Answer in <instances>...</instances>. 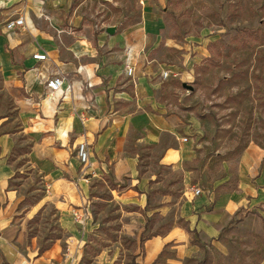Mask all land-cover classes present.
I'll return each mask as SVG.
<instances>
[{
	"label": "rangeland",
	"instance_id": "obj_1",
	"mask_svg": "<svg viewBox=\"0 0 264 264\" xmlns=\"http://www.w3.org/2000/svg\"><path fill=\"white\" fill-rule=\"evenodd\" d=\"M7 1L0 0V58L13 63L16 42L24 57L45 51L53 74L90 70L106 94L104 108L91 104L79 122L88 142L68 151L77 170L67 176L71 188L51 187L27 163L26 136L8 155L21 170L10 184L21 247L36 254L55 246L76 264H264V230L240 226L253 206L227 218L219 207L218 219L210 217L221 193L242 195L241 172L253 157L261 158L256 171L264 169V0ZM20 11L27 27L7 30ZM14 104L12 92L0 90V115H16ZM140 114L148 129L124 122ZM103 115L122 118L110 120L118 154L100 156L102 170L92 174L76 149L88 143L101 167L91 128ZM149 239L164 243L158 249Z\"/></svg>",
	"mask_w": 264,
	"mask_h": 264
},
{
	"label": "crops",
	"instance_id": "obj_2",
	"mask_svg": "<svg viewBox=\"0 0 264 264\" xmlns=\"http://www.w3.org/2000/svg\"><path fill=\"white\" fill-rule=\"evenodd\" d=\"M17 13L24 14L26 25L15 30L26 28L28 22L25 13L22 11ZM20 47L17 46L16 42L13 63L10 62V57L9 61L6 57L0 58V75L2 77L0 90L12 92L15 102L14 108L16 109L14 116L10 117L4 113L0 115V264H76V258L70 252H64L61 255L57 253L55 246L36 254H32L29 250L21 247L22 217L20 210H18L19 200H16V195H14L16 190L10 189L12 180L16 179V172L21 170L16 166V160H8V155L12 148L17 146L18 142H22V138L26 136V141L31 144L30 150L25 153L28 156L27 163L30 162V166L34 170L42 173L46 178L45 182L51 187L65 186L66 189L71 188L70 183L72 181L69 178L76 174L77 170L73 166L72 160L69 159L68 151L71 150V145H74L76 141L86 140L88 142L89 137L86 133L90 131L85 130L84 134L80 133L78 131L79 122L81 119L84 121L85 112H94V108L90 107L91 104L99 111L104 108L105 103L103 101L106 94L95 79L99 77L95 76L93 79L90 70L84 69L83 73L74 70L71 72L73 73L71 74L72 77L67 76V79L60 73L64 78L61 90L56 92L51 99H46L44 97L45 80L49 74H53L49 68L43 65V62L49 58L47 53L36 50L46 53L47 59L35 60L32 58V54L36 51L31 52L30 57H24L17 50ZM37 62L40 64L34 66ZM8 63L12 66L10 67ZM80 73L83 76L82 81H88L87 84L78 81L80 80ZM5 77L7 78L5 79ZM68 80H75L69 86L70 91L66 90V86L69 84ZM72 93L73 95H71ZM122 117L124 118V116ZM113 118L122 119L119 116L103 115L96 119L95 128H91L93 129L91 135L98 156L94 160H98V164L101 165V167L93 166L94 162H92L89 151L90 161L88 165L91 166L90 172L92 174H95L96 170L100 172L102 170L103 163L99 161L100 156L105 155V153L109 155L118 154V137L113 139L110 134L113 129L110 120ZM10 119L13 120L10 121ZM124 122H128L135 128L144 127V129H148L150 126L148 119L143 114L131 116ZM10 123L15 125L12 130H10ZM88 148L90 150L89 146ZM260 164L261 158H252L249 167L241 172L240 179L244 188L242 195L234 196L226 192L221 193L213 201L215 206L210 217L214 214V220L218 219L219 207H221L219 214H224L227 218L230 215H235L242 206H253L254 210H248L242 216L240 226L245 230H264V182H262L264 169L256 171ZM118 165V163H113V167ZM121 166L120 164L119 167ZM248 177L252 179L249 180ZM80 180L83 179L80 178ZM66 189L63 191L65 192ZM148 241L149 246H157L158 249L164 243V240L149 239ZM156 251L153 254L149 252L147 254H151L153 257Z\"/></svg>",
	"mask_w": 264,
	"mask_h": 264
},
{
	"label": "built area",
	"instance_id": "obj_3",
	"mask_svg": "<svg viewBox=\"0 0 264 264\" xmlns=\"http://www.w3.org/2000/svg\"><path fill=\"white\" fill-rule=\"evenodd\" d=\"M11 1V0H8ZM21 1V0H16ZM26 25L24 14L17 13L14 16L10 17L7 22L4 24L5 28L9 31H14L18 28H23ZM32 58L35 60H46L47 55L44 52L36 51L32 54ZM124 73L127 76H132L134 73V68L131 64L126 63L124 65ZM166 72L162 74V76L166 77ZM64 83V78L60 74H51L48 76L45 80L44 85V97L46 99H51L56 92L61 90ZM182 140H186V138H183ZM77 158L80 163L84 165L89 164V148L85 141H81L78 144V147L76 149ZM201 189L199 187L193 188L194 195L199 194Z\"/></svg>",
	"mask_w": 264,
	"mask_h": 264
},
{
	"label": "water",
	"instance_id": "obj_4",
	"mask_svg": "<svg viewBox=\"0 0 264 264\" xmlns=\"http://www.w3.org/2000/svg\"><path fill=\"white\" fill-rule=\"evenodd\" d=\"M108 34H113L115 31V28L113 26H109L105 30Z\"/></svg>",
	"mask_w": 264,
	"mask_h": 264
},
{
	"label": "bare ground",
	"instance_id": "obj_5",
	"mask_svg": "<svg viewBox=\"0 0 264 264\" xmlns=\"http://www.w3.org/2000/svg\"><path fill=\"white\" fill-rule=\"evenodd\" d=\"M14 1H16V0L7 1L6 3H12V2H14Z\"/></svg>",
	"mask_w": 264,
	"mask_h": 264
}]
</instances>
